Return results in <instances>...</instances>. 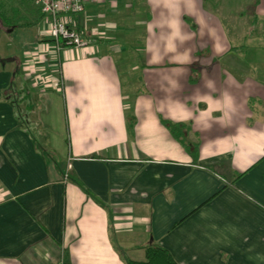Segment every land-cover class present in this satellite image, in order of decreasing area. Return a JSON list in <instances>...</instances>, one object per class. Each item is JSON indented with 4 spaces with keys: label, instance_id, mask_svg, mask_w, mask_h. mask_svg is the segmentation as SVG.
Masks as SVG:
<instances>
[{
    "label": "crops",
    "instance_id": "obj_1",
    "mask_svg": "<svg viewBox=\"0 0 264 264\" xmlns=\"http://www.w3.org/2000/svg\"><path fill=\"white\" fill-rule=\"evenodd\" d=\"M219 6L92 0L87 47L0 56V264H264V0Z\"/></svg>",
    "mask_w": 264,
    "mask_h": 264
},
{
    "label": "rangeland",
    "instance_id": "obj_2",
    "mask_svg": "<svg viewBox=\"0 0 264 264\" xmlns=\"http://www.w3.org/2000/svg\"><path fill=\"white\" fill-rule=\"evenodd\" d=\"M254 4L255 0H220L218 12L226 17L225 21L228 23L229 18L234 19L235 14L250 15ZM0 14L4 19V23L0 20V56L6 59L17 57L21 60L26 41L39 39L38 35L46 30L48 18L31 0H22V3L17 0H0ZM84 16L85 12L78 15L80 19ZM15 24L19 26L13 28ZM27 113L30 114L29 111ZM19 115L24 119L23 108ZM28 122L30 129L34 131L35 126Z\"/></svg>",
    "mask_w": 264,
    "mask_h": 264
},
{
    "label": "built area",
    "instance_id": "obj_3",
    "mask_svg": "<svg viewBox=\"0 0 264 264\" xmlns=\"http://www.w3.org/2000/svg\"><path fill=\"white\" fill-rule=\"evenodd\" d=\"M37 5L42 14L48 18V36L51 39L54 51L57 55L65 47L82 49L90 44L74 27H71L69 17L81 14L85 11L86 4L92 0H31ZM50 44L45 49L48 50ZM58 62V61H57ZM53 86L58 91H63V81L54 76Z\"/></svg>",
    "mask_w": 264,
    "mask_h": 264
},
{
    "label": "trees",
    "instance_id": "obj_4",
    "mask_svg": "<svg viewBox=\"0 0 264 264\" xmlns=\"http://www.w3.org/2000/svg\"><path fill=\"white\" fill-rule=\"evenodd\" d=\"M17 1H21L22 0H17ZM0 20L4 23V19L2 17V15L0 14ZM19 25L15 24L13 28H17ZM13 85L12 90L14 92L15 88ZM20 108L18 106L17 108V113L18 116L20 118L21 123L24 125L28 124L30 121V119L28 118V116L25 114L24 119H22L19 115V111ZM163 124L173 133L175 134V136L180 139L182 137L181 135V130L179 131L180 127H182V125L180 124H174L172 122H169L167 120L162 119ZM179 131V133L177 132ZM184 139V138H183ZM187 149H189L190 151H193L192 154L193 156L197 155V148H194V150H191L190 145L187 146ZM146 252V259L143 262H138V261H127L126 264H178L173 256L171 255V253L166 250L165 248L159 246V245H150L148 247H146L145 249ZM61 264H68L67 262H62Z\"/></svg>",
    "mask_w": 264,
    "mask_h": 264
}]
</instances>
